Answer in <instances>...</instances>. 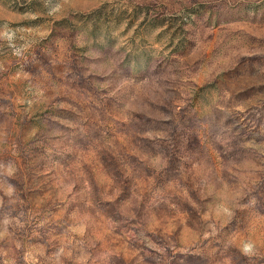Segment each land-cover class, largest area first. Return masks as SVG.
Instances as JSON below:
<instances>
[{
    "label": "rangeland",
    "instance_id": "rangeland-1",
    "mask_svg": "<svg viewBox=\"0 0 264 264\" xmlns=\"http://www.w3.org/2000/svg\"><path fill=\"white\" fill-rule=\"evenodd\" d=\"M0 264H264V0H0Z\"/></svg>",
    "mask_w": 264,
    "mask_h": 264
}]
</instances>
